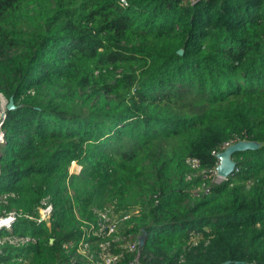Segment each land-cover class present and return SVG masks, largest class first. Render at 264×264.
<instances>
[{
	"label": "trees",
	"instance_id": "trees-1",
	"mask_svg": "<svg viewBox=\"0 0 264 264\" xmlns=\"http://www.w3.org/2000/svg\"><path fill=\"white\" fill-rule=\"evenodd\" d=\"M127 2L0 0V264H264V0Z\"/></svg>",
	"mask_w": 264,
	"mask_h": 264
},
{
	"label": "built area",
	"instance_id": "built-area-1",
	"mask_svg": "<svg viewBox=\"0 0 264 264\" xmlns=\"http://www.w3.org/2000/svg\"><path fill=\"white\" fill-rule=\"evenodd\" d=\"M194 3L198 2L199 0H192ZM121 3L124 6L128 5L127 0H121ZM7 111H8V101L5 98H1V102H0V148L3 144L6 143V133L4 130V126L6 123V119H7ZM230 143H227L223 146L222 150L226 149L227 147H229ZM215 152L214 155H217L221 152ZM0 157H1V152H0ZM188 163H190L194 168H197L199 166V161L197 159H190L188 160ZM219 164V163H218ZM218 166V165H217ZM212 174L215 177H218V173H217V167L212 171ZM225 180V179H224ZM52 211V207L50 205H47L43 211H42V216L38 219V222H42L43 220H45L51 213ZM20 218H28L27 216H20L19 214H17L16 212H9L3 215H0V235L4 232H13L16 228L17 222ZM128 216H125L123 219H127ZM92 230H94L95 234L98 235H104L105 236H110L112 237L113 241H121V237L117 235V228L115 224H103L101 223V228H91ZM125 239V238H124ZM4 240H7L8 242H10L11 244H15L16 240L11 237V236H6V237H0V248L1 245L4 244ZM139 238L133 241H126L123 246L127 249H129L130 251H135L138 248L139 245ZM87 248L88 245L85 242H81L79 249L81 250L80 252L84 253V254H88L87 253ZM89 258V262L90 264H117L120 259H121V255L119 254H114L111 253L109 251L107 252H103L101 253L98 258H94L92 255H88ZM132 264H136L135 262Z\"/></svg>",
	"mask_w": 264,
	"mask_h": 264
},
{
	"label": "water",
	"instance_id": "water-1",
	"mask_svg": "<svg viewBox=\"0 0 264 264\" xmlns=\"http://www.w3.org/2000/svg\"><path fill=\"white\" fill-rule=\"evenodd\" d=\"M182 53V51L180 52ZM15 107L13 99L8 103V110L13 109ZM258 144L256 142H246L240 141L235 144L230 145L223 151H221L217 155V159L219 160V164L217 166V173L220 178L227 179L229 176L233 174L236 168V162L233 160L234 154L249 150V149H257ZM140 246L145 243V236H141L139 238Z\"/></svg>",
	"mask_w": 264,
	"mask_h": 264
},
{
	"label": "rangeland",
	"instance_id": "rangeland-1",
	"mask_svg": "<svg viewBox=\"0 0 264 264\" xmlns=\"http://www.w3.org/2000/svg\"><path fill=\"white\" fill-rule=\"evenodd\" d=\"M75 167L77 168V171H78V172L81 170L80 167H77L76 165H74L73 168H75ZM223 180H224L223 178L215 177V178L213 179V182L221 183ZM103 218H104L105 220H107V221H110L109 224L112 223V224H115V225H116V228H117V230L119 231L118 236H120L121 239H122L121 241H124V242L129 241V240H128V239H129L128 237L125 238L124 235L121 234V231L123 232V229H124V227H126V224H125V222H123L124 219L121 218L120 215H118V214L112 212V213H108V214L103 215ZM105 220H102V223H103V224H105V223H104ZM124 238H125V239H124ZM139 238H140V237H139ZM4 241H7V240H4ZM1 250H2V249L0 248V252H1ZM79 251H81V250L79 249Z\"/></svg>",
	"mask_w": 264,
	"mask_h": 264
}]
</instances>
